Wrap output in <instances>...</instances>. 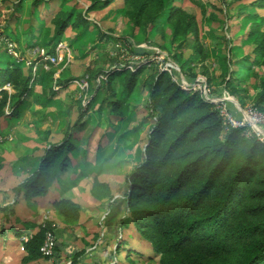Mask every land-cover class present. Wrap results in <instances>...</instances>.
Returning a JSON list of instances; mask_svg holds the SVG:
<instances>
[{"label":"trees","instance_id":"1","mask_svg":"<svg viewBox=\"0 0 264 264\" xmlns=\"http://www.w3.org/2000/svg\"><path fill=\"white\" fill-rule=\"evenodd\" d=\"M4 1L12 9L10 20L19 19L25 1ZM45 1L34 0V9ZM88 1L86 9L65 7L55 13L49 30L51 38L44 46L39 39L32 38L27 47H23L19 39L7 33L10 21L1 27L0 35L15 39L20 50L34 47L37 53L44 47L49 54H54L68 30L77 32L72 44L81 37V41L84 40L94 24L89 14L116 2ZM121 1L125 16L135 28L147 35H160L163 42L152 44L168 52V55L162 54L164 64L173 67V73L161 70L154 57L163 51L137 48L131 39H126L128 48L125 46V52L144 53L148 61H138L133 69L126 64L112 67L109 71H91L87 79V103L78 101L82 120L100 100L96 112L101 116L105 109L109 125L118 121V139L122 142L126 135L139 131V126L121 130L126 127L125 114H132L134 110L132 99H138L140 94L136 89L140 85L145 88L147 98L144 105L151 122L142 161L127 175L124 200L128 207V220L134 223L139 237L150 243L161 264H264V143L256 135H248L245 128L225 130L223 117L213 102L206 100L199 91L186 90L173 80V75L190 82L198 79L196 64L191 58L200 56L199 59L204 61L208 56V46L203 42L196 15L176 4L177 0H170L172 3L169 5L168 0ZM225 3L229 4L227 0ZM254 5L264 8V0H257ZM260 19L256 16L251 23V29L242 40L244 45H234L232 39H226L229 55L233 51L238 53L246 45L253 49L236 61L224 56L226 65L236 62L245 73L229 70L221 75V85L211 92L212 97H220L226 90L241 107L247 106L244 84L252 77L253 68L264 62V25ZM97 32L101 34V31ZM106 38L104 35L103 40ZM187 43L192 53L184 59ZM214 50L219 54L221 48L214 45ZM174 61L180 64L178 68ZM33 62L27 65L26 60H17L5 64L0 57V117L19 115L28 97L34 94V86L38 81L42 83L45 70L41 66L34 76ZM55 72L51 68L44 76L45 84H42L49 89L48 97L42 100L45 106L50 98L58 96L56 85L68 88L76 85L74 80L78 79L60 75L55 80ZM206 78L208 84L215 83V77L209 73ZM96 80L99 84L94 87ZM6 84L11 85L12 91L5 88ZM102 92L104 96L100 99ZM228 105L236 116H242L236 110L234 100ZM252 105L264 112V79ZM87 124L88 120H85L69 127L62 142L46 149L38 169L16 188L17 196L22 193L27 200L35 199L46 195L55 182L62 180L73 165L70 155L77 148L72 131L76 126L84 128ZM91 191L97 199H114L107 182L96 180ZM52 205L68 222L80 218L81 206L71 198L53 200ZM122 223L126 224L124 220ZM49 229L52 230L51 222L40 226L24 242L23 262L30 263L43 256L41 247ZM122 244H127V241L122 240L118 245L119 249L122 246L127 250V245L123 247Z\"/></svg>","mask_w":264,"mask_h":264},{"label":"rangeland","instance_id":"2","mask_svg":"<svg viewBox=\"0 0 264 264\" xmlns=\"http://www.w3.org/2000/svg\"><path fill=\"white\" fill-rule=\"evenodd\" d=\"M24 1L20 18L10 20L12 9L8 8L7 2L0 0V31L1 27L10 21L6 31L11 37L19 39L23 47H27L26 44L32 38L39 39L41 46L47 44L51 38V19L60 9L74 6L86 9L89 5L88 0H46L34 9V0ZM256 1L227 0L229 4H226L225 0L175 2L195 14L198 19L203 42L208 46V56L204 61L199 59L200 56H193L191 59L196 64L197 78L206 81L207 73L215 77V83L208 84L211 92L221 85L222 76L229 70L238 74L245 73L236 62L226 65L223 58L228 55L236 61L252 52L253 47L246 45L236 52L237 54L233 51L229 55L226 39H232L234 45H244L245 41L242 43V40L251 29V23L256 16L262 18L259 21L264 25V8L255 6ZM171 3L168 0V5ZM123 10V2L116 0L103 10L91 12L89 15L94 24L90 26V32L82 41L81 37L72 44L77 32L68 30L63 42L69 45L70 51L67 50L68 54L63 53L60 62L51 65L50 69L54 68L56 75L63 71V75L68 77L87 80L89 73L94 70L109 71L112 67L126 64L136 66L138 61H145L147 56L144 53V56L125 53V46H128L126 39H131L137 48L148 47L168 55L165 49L161 50L152 44L163 42L160 35H147L135 28ZM97 30L101 31V34ZM104 35L108 37L106 40H103ZM188 45L187 43L183 52L184 59H188L192 53ZM214 45L221 48L219 54L215 52ZM23 51L25 60L37 59L34 47L27 50L25 48ZM0 57L5 64L17 62L16 58L4 50L0 52ZM174 63L176 68L179 67L178 62ZM253 69L252 77L243 87L247 89L244 96L247 105L254 104V96L261 87L264 62ZM44 70L43 84L48 69ZM146 73L140 78H144ZM39 77L42 78V74ZM58 77L55 76V80ZM42 83L38 81L34 86V94L28 97L18 119H0V130H8L10 133L7 135H12L11 140L5 139L0 143V264H161L150 243L139 237L134 223L128 220V207L124 200L127 175L142 161L144 147L148 141L151 119L147 117L144 105L147 98L144 86L140 85L136 89V93L140 94L138 99H132V103H135L134 110L132 114H125L127 123L121 130H132L139 126V131L126 135L121 142L118 139V121L109 125L105 109L101 116L96 112L100 100L86 117L80 120L78 101L83 100L86 105L87 91H80L76 85L70 86L60 90L58 96L50 98L52 103L43 107L37 100L38 97H48L47 87ZM98 84V80L94 81V87ZM55 88L59 90L61 87L56 85ZM9 90L12 91L11 87ZM103 96L104 92L101 93L100 99ZM85 120H88L86 127L76 126L72 131L77 148L76 152L70 155L73 165L62 176L64 181L55 182L46 195L35 198L38 204L32 199L28 200L30 206L18 205L20 197L24 196L22 193L17 196L16 188L38 169L46 149L52 144L62 142L69 127ZM96 180L109 184L114 199H97L93 196L91 189ZM62 197L71 198L80 204L81 214L78 220L68 222L58 215L52 202ZM122 220L126 222L125 225ZM47 222L52 223L58 250L55 247L50 256L42 254L38 260L23 262L24 242ZM122 240L127 241V244L122 245H127L129 252L122 246L118 248Z\"/></svg>","mask_w":264,"mask_h":264},{"label":"built area","instance_id":"3","mask_svg":"<svg viewBox=\"0 0 264 264\" xmlns=\"http://www.w3.org/2000/svg\"><path fill=\"white\" fill-rule=\"evenodd\" d=\"M6 50L9 55L16 58L19 61L25 60L22 52L19 49L18 43L6 37L5 35H0V51ZM70 51L69 45L65 44L63 41L59 42L56 47V52L54 54H49L44 47H41L37 53V60L32 61L26 59L27 65L34 63L33 75L36 76L39 68L42 66L44 69H50L51 65H56L60 62L63 53ZM126 53V52H125ZM162 54V53H159ZM162 57V58H161ZM155 60L159 62L161 70L173 73V67L164 64V56H155ZM148 61V60H147ZM146 60L142 62H147ZM134 65L129 66L133 69ZM178 68V67H177ZM173 80L179 83L184 89L189 91H199L201 95L211 102H213L220 111V115L223 117L225 130L231 128H245V132L248 135L254 134L256 137L264 143V112L259 110L254 105H247L246 107H241V117L236 116V114L229 108L228 102L234 100L233 97L226 90L220 97H212L211 90L207 81L198 78L195 81H188L184 77H177L173 75ZM74 83L80 91H88L89 83L87 80L75 79ZM11 85L6 84L5 88L10 89ZM12 89V87H11ZM10 91V90H9ZM87 94V93H86ZM5 139L11 140L12 135H7L0 132V143ZM55 232L49 229L46 232L44 243L41 247L42 254L50 256L54 253L55 249ZM28 241V239H27Z\"/></svg>","mask_w":264,"mask_h":264},{"label":"crops","instance_id":"4","mask_svg":"<svg viewBox=\"0 0 264 264\" xmlns=\"http://www.w3.org/2000/svg\"><path fill=\"white\" fill-rule=\"evenodd\" d=\"M89 18L91 19V17H89ZM62 72H63V71H62ZM62 72H61V73L59 72V75H56V74H57V71H56L54 77H55V76H60V75H61L63 78H69L68 76L63 75ZM68 88H69V87H68ZM68 88H63V87H61L58 91H59V93H60L61 91L65 90V89H68ZM55 89H56V88H55ZM46 90L48 91V95H49V89L46 88ZM60 90H61V91H60ZM40 96H41V95H40ZM45 98H47V97H40V99H39L40 103H42V104L44 105L43 107H47V106L50 105V103H52V100L49 99V101L47 102V104H46V106H45V104H44V102H43V101L45 100ZM233 99H234V102H235L236 110H237L238 112H241V106H240L238 100L235 99L234 97H233ZM42 100H43V101H42ZM23 108H24V106L21 108L19 115H17V116L14 117V118L0 117V119H2V118L7 119V120H9V119H11V120L18 119V118L21 116V114H22V110H23ZM0 132H1V133H4V134H9V133H10L8 130H0ZM62 181H64V180L62 179V180H59V181H57V182L62 183ZM20 199H21V200L17 202L18 205H23V206H24V205H27V206H30V204L28 203V200H27L26 198H24V197H23V198L20 197ZM33 202H37V204L39 203L38 200H35V199H34ZM30 208H31V207H30Z\"/></svg>","mask_w":264,"mask_h":264}]
</instances>
